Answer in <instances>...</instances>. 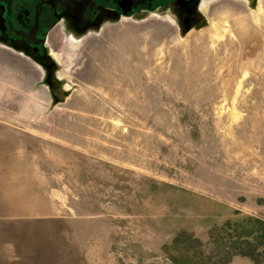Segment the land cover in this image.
Wrapping results in <instances>:
<instances>
[{
  "label": "rangeland",
  "instance_id": "obj_1",
  "mask_svg": "<svg viewBox=\"0 0 264 264\" xmlns=\"http://www.w3.org/2000/svg\"><path fill=\"white\" fill-rule=\"evenodd\" d=\"M198 12L47 36L62 97L0 43V264H221L264 233V0Z\"/></svg>",
  "mask_w": 264,
  "mask_h": 264
},
{
  "label": "flooded vegetation",
  "instance_id": "obj_2",
  "mask_svg": "<svg viewBox=\"0 0 264 264\" xmlns=\"http://www.w3.org/2000/svg\"><path fill=\"white\" fill-rule=\"evenodd\" d=\"M202 0H0V43L55 68L47 36L71 30L85 35L110 19L154 11L192 22ZM66 31V32H65ZM49 75V73H48Z\"/></svg>",
  "mask_w": 264,
  "mask_h": 264
},
{
  "label": "trees",
  "instance_id": "obj_3",
  "mask_svg": "<svg viewBox=\"0 0 264 264\" xmlns=\"http://www.w3.org/2000/svg\"><path fill=\"white\" fill-rule=\"evenodd\" d=\"M241 227H245V226H238L236 228L237 230V234L236 236H232L226 233V236H224V232H223V240L225 241L226 238L230 237L231 238V244L230 247L233 246H237L239 247V249L237 251H227V255H225L226 257L224 259H226V261L224 262V259L221 261V264H226L228 263L232 256H234L233 254H243L246 256H250L254 259V261L258 264L257 261H261L262 256L263 255H259V254H254V251L257 250V247L264 245V233H260L258 230V224H254V227H249L246 226L245 229L241 228ZM224 229V228H223ZM264 230V229H263ZM184 233L182 235H179L176 237L175 241H174V246L177 245V243L179 242L180 239H183V244L188 242L187 241V237L185 235V237H183ZM190 239L194 242H196L197 244H200L195 238H193L191 235ZM213 243V242H212ZM202 244V243H201ZM225 248L229 245H227L225 243ZM185 250H183L184 252ZM190 261H192V264H204V260L203 258L199 257L197 259H193L190 258Z\"/></svg>",
  "mask_w": 264,
  "mask_h": 264
},
{
  "label": "water",
  "instance_id": "obj_4",
  "mask_svg": "<svg viewBox=\"0 0 264 264\" xmlns=\"http://www.w3.org/2000/svg\"><path fill=\"white\" fill-rule=\"evenodd\" d=\"M195 19H198V16L195 17ZM50 66V71H49V75H48V82L52 88V90L60 97L63 96V90L60 87V83L58 82V80L55 78V74H54V67Z\"/></svg>",
  "mask_w": 264,
  "mask_h": 264
}]
</instances>
